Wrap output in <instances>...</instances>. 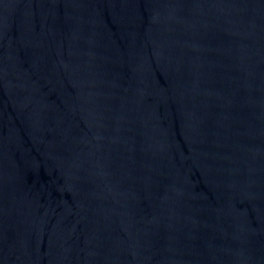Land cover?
<instances>
[{
    "label": "water",
    "instance_id": "obj_1",
    "mask_svg": "<svg viewBox=\"0 0 264 264\" xmlns=\"http://www.w3.org/2000/svg\"><path fill=\"white\" fill-rule=\"evenodd\" d=\"M0 264H264V0H0Z\"/></svg>",
    "mask_w": 264,
    "mask_h": 264
}]
</instances>
